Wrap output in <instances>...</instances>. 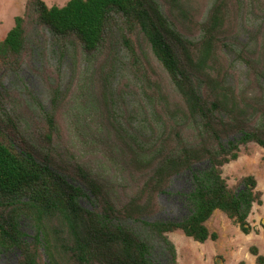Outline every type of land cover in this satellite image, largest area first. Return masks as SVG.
<instances>
[{
  "label": "trees",
  "instance_id": "1",
  "mask_svg": "<svg viewBox=\"0 0 264 264\" xmlns=\"http://www.w3.org/2000/svg\"><path fill=\"white\" fill-rule=\"evenodd\" d=\"M232 1L215 0L201 20L190 0L27 3L0 42V87L5 75L20 79L25 56L46 44L60 64L85 68L74 98L56 87L50 108L38 107L47 149L18 145L0 118V253H18V264H179L169 235L215 241L207 223L216 212L251 234L257 180L230 188L223 169L242 147L264 149V37L249 31L250 7ZM244 9L241 49L234 24ZM63 105L73 142L94 164L77 146L54 154ZM182 175L187 215L158 220L159 197ZM251 254L264 264L256 247Z\"/></svg>",
  "mask_w": 264,
  "mask_h": 264
},
{
  "label": "rangeland",
  "instance_id": "2",
  "mask_svg": "<svg viewBox=\"0 0 264 264\" xmlns=\"http://www.w3.org/2000/svg\"><path fill=\"white\" fill-rule=\"evenodd\" d=\"M30 0H0V42L4 40L9 31L15 25V19L22 16L26 5ZM48 7H64L70 0H43ZM215 0H190L198 11L201 20ZM242 7H250V13L254 14V21L248 23L249 31L254 33L259 30L264 37V0H241ZM231 3H237L233 0ZM251 4H255L252 7ZM246 10L236 14L238 23L234 24V30L242 48L248 42L247 36L243 34L244 20L247 18ZM258 16V17H256ZM117 50V49H116ZM229 64H230V58ZM82 63V62H81ZM235 73L238 81L246 83L245 67L238 63L235 65ZM85 65L81 64L77 71L73 69L70 61L64 60L62 64L53 52L50 45L46 44L43 49H37L28 53L24 59V67L20 73V79L11 75L3 77L4 88L0 87V118L4 120L14 142L21 145L22 141L36 143L40 148L47 149L44 139L45 122L42 120V108L49 109L53 91L56 87L70 100L75 97V89L78 87L79 75L84 72ZM1 76V75H0ZM129 101V100H128ZM129 103V102H128ZM64 106V107H63ZM59 114L60 142L55 143V155H65L69 150L75 152V144L72 140L71 130L63 114L70 105H63ZM130 110V103H129ZM135 106V104H132ZM64 108V109H63ZM63 109V110H62ZM11 116V117H9ZM12 119L13 126L8 122ZM62 119V120H61ZM71 134V135H70ZM75 155L84 157V161L92 163L87 149L77 146ZM264 149L256 144H250L241 148V154L237 161L226 165L223 169L224 178L230 188H237L245 177L253 176L257 180V191L262 193V205H255L248 219L253 231L245 235L239 226L235 225L222 212H216L208 221L207 226L210 233H216L218 239L209 240L200 244L186 237L182 232L169 235L175 244L178 253L179 264H257L256 257L251 254V249L256 247L259 254L264 256ZM67 159V158H65ZM90 161V162H89ZM114 174H110L113 177ZM117 185L118 180L114 176L112 180ZM129 182H122L127 186ZM188 175H182L173 179L170 187V195H161L158 199L160 212L158 220L180 221L187 215V210L179 198V193L190 191ZM81 204L86 209H91L89 201L82 200ZM19 254L0 253V264H18Z\"/></svg>",
  "mask_w": 264,
  "mask_h": 264
}]
</instances>
